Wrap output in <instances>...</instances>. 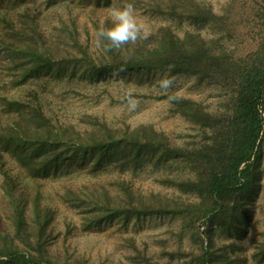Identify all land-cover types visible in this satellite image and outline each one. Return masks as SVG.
<instances>
[{"label":"trees","instance_id":"16d2710c","mask_svg":"<svg viewBox=\"0 0 264 264\" xmlns=\"http://www.w3.org/2000/svg\"><path fill=\"white\" fill-rule=\"evenodd\" d=\"M237 1L231 0L219 14L200 0H150L146 6L152 14L188 21L192 29L179 32L163 25L134 45L96 55L90 46L76 41L69 53L59 43L64 47L60 56L35 18L27 13L19 21L0 16V50L6 54L9 78L2 86L10 90L41 75L92 78L119 71L190 76L198 84L222 90L213 103L170 93L160 97L175 96L168 100L172 114L203 133L200 141L183 145L173 143L153 125L76 130L47 117L37 92L29 91L27 99L0 95V113L8 118L0 123L1 190L10 196L23 193L22 181L27 178L37 181L73 163H90L93 170L112 165L132 172L182 164L190 176L163 180L191 195L189 203L159 195H149L154 201L145 203L141 195L135 199L124 181L115 185L125 192L122 204L103 189L88 190L87 198L82 190H68L63 198L77 208L89 204L84 230L120 218L188 216L192 223L204 219L206 242L202 240L198 263L247 264L245 238L264 179V12L260 3ZM35 192L30 210L21 201L12 210L14 236L0 235V264H78L49 254L53 209L34 203L40 195L38 189ZM251 257L264 261V243L255 245Z\"/></svg>","mask_w":264,"mask_h":264},{"label":"rangeland","instance_id":"374dc122","mask_svg":"<svg viewBox=\"0 0 264 264\" xmlns=\"http://www.w3.org/2000/svg\"><path fill=\"white\" fill-rule=\"evenodd\" d=\"M132 1L149 35L156 33L163 25H171L179 32L192 29L188 21H173L168 17L152 14L146 6L150 0ZM200 1L211 5L216 13L222 14L231 0ZM244 1L260 3L264 12V0L237 2L241 4ZM123 2L124 0H110L108 4L105 1L98 4L95 0H0V16L5 14L8 19L19 21L27 13L29 18H35V23L47 37L48 44L60 56L63 45L66 53H69L70 45L76 41L85 48L90 46L91 52L96 55L101 50L96 47L97 31L101 26H111L109 9L120 7ZM1 33L0 27V35ZM5 57L6 54L0 50V95L11 99H25L29 91L37 92L47 117L68 127L73 126L76 130L98 129L101 125L134 128L145 124L166 132L173 143L183 145L192 140L198 142L203 135L202 131L190 128V125L173 115L168 99L160 97L170 93L199 102L213 103L214 98L222 93L219 87L207 83L198 84L193 77L181 75L174 76L173 87L164 92L156 83L164 75L140 74L135 71L104 72L92 78L73 76L70 73L58 77L41 75L27 81L20 88L10 90L2 86L9 80L5 70ZM128 93L140 101L135 111H129L126 105L125 97ZM13 115L15 113L10 117ZM6 117L5 113H0V123L8 120ZM190 136L193 138H189ZM188 176L190 173L182 164L169 163L157 168L147 166L141 171L132 172L112 165H103L93 170L90 163H73L69 168L46 178H39L37 181L27 178L22 181L23 193L15 192L10 196L0 188V235L9 233L14 236L12 210L20 201L30 210L38 189L40 195L34 203L49 205L53 209L54 230L47 241V248L54 258L78 264H199L197 259L202 240L206 242L204 219L192 223L188 216L120 218L84 230L82 220L89 204H79L80 207L77 208L63 198L68 190H82L87 198L86 194L90 193L88 190L103 189L118 199V204H122L124 199L121 198L125 192L115 185L124 181L126 186L131 187L135 199L141 195L145 203L153 200L149 195L189 203L191 195L183 194L163 180L166 177L181 179ZM2 181L0 174V186ZM259 193L253 221L245 238L246 252L243 254L248 258L247 264H264V261L259 262L251 257L255 245L264 243V179ZM218 242H221V238H218Z\"/></svg>","mask_w":264,"mask_h":264},{"label":"clouds","instance_id":"9594fccd","mask_svg":"<svg viewBox=\"0 0 264 264\" xmlns=\"http://www.w3.org/2000/svg\"><path fill=\"white\" fill-rule=\"evenodd\" d=\"M111 17V26H101L96 33V47L104 52L112 50H120L125 45H134L142 39H147L149 32L145 24L141 21L137 14L134 3L124 0L120 7H112L109 9ZM161 90L168 92L175 83V78L169 73L156 82ZM175 96H169L168 100H175ZM126 105L129 111H135L140 101L131 93L126 94ZM2 259L7 260V257Z\"/></svg>","mask_w":264,"mask_h":264}]
</instances>
